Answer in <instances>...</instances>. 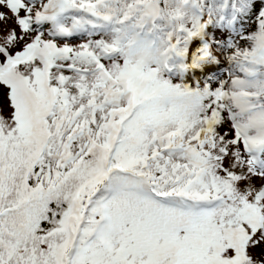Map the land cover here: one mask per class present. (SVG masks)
Listing matches in <instances>:
<instances>
[{"label": "snow or ice", "instance_id": "1", "mask_svg": "<svg viewBox=\"0 0 264 264\" xmlns=\"http://www.w3.org/2000/svg\"><path fill=\"white\" fill-rule=\"evenodd\" d=\"M0 264H264V0H0Z\"/></svg>", "mask_w": 264, "mask_h": 264}]
</instances>
